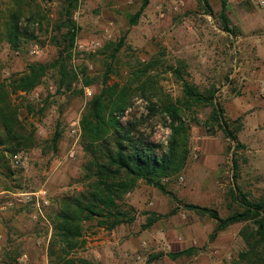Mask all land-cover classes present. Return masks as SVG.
Segmentation results:
<instances>
[{"label":"rangeland","instance_id":"obj_1","mask_svg":"<svg viewBox=\"0 0 264 264\" xmlns=\"http://www.w3.org/2000/svg\"><path fill=\"white\" fill-rule=\"evenodd\" d=\"M183 1L181 7L176 0H150L145 21L141 17V25H132L144 0H78L72 14L77 37L74 46L65 50L66 43L63 49L57 44L65 42L66 30L60 27L67 0H24L20 4L0 0V80L25 72L32 63L51 65L41 85L12 98L22 139L11 138L0 128L4 148L18 150L22 160L16 168L8 160L13 152L3 153L0 192L46 190L49 200L45 217L32 204H19L0 214V264H49L51 218L64 196L83 191L81 179L88 155L82 130L81 136L78 131L82 114L107 77L110 85L123 84L136 79L135 74L148 65L140 81L147 84L157 111L149 114V101L137 92L122 118L124 124L133 122L143 139L166 146L170 130L164 124L163 106L167 96L184 101L183 79L207 96L214 93V102L222 108L237 141L227 139L213 121L212 105L182 106L191 126L184 170L163 180L164 191L141 182L124 197L126 223L112 231L88 225L87 244L80 254L94 264H113L114 258L124 264H231L246 249L239 237L223 239L221 244L218 235L211 239L216 221L193 206L216 210L226 218L243 210L235 192L251 201H264L263 0L244 2L246 30L263 42L238 38L242 33L236 24L238 0H228L229 27L237 36L223 29L222 0H207L213 14L204 1ZM17 9L23 11V33L19 47L14 48L4 36V25ZM120 42L122 48L116 52ZM35 44L40 50L33 54ZM61 51L62 70L53 66ZM56 134L60 135L57 151L52 145ZM8 198L14 197L0 195V203ZM238 226L232 234L239 236L245 224ZM189 248L194 249L192 255L172 258Z\"/></svg>","mask_w":264,"mask_h":264},{"label":"trees","instance_id":"obj_2","mask_svg":"<svg viewBox=\"0 0 264 264\" xmlns=\"http://www.w3.org/2000/svg\"><path fill=\"white\" fill-rule=\"evenodd\" d=\"M18 4L24 0H15ZM209 13L213 14L211 6ZM69 6L63 7L62 16L65 21L61 25L66 30L63 34L65 42H58V47L65 50L71 49L77 37V27L72 19L73 10L78 0H67ZM150 0L144 3L131 19L132 25H136L148 7ZM19 6V5H18ZM23 11L17 9L11 13L4 25V36L14 48L19 47L22 36L20 27ZM219 17L223 23V29L229 33L238 35L229 27L228 0L221 1ZM123 42L118 43L116 52L122 48ZM64 52L61 51L53 66L64 68ZM51 65L44 63H32L27 70L20 74H13L8 80H0V128L11 138L22 139L20 134L21 122L17 109L13 103V96L27 94L41 85L47 70ZM150 65L135 78L121 84L115 82L109 84L106 78L104 86L90 99L82 117V144L88 155L84 167L85 173L81 179L83 191L64 196L58 206V210L51 218L53 233L48 247L49 264H94L92 260L84 257L80 252L85 251L87 244V227L107 231L114 230L117 226L128 220L125 209L124 197L133 192L141 182L155 186L164 191L163 180L181 173L187 163L189 150L190 122L184 117L182 106H198L210 104L213 107L211 118L227 139L237 141V136L232 132L226 122L222 108L214 102V93L208 96L202 93L198 87L184 81V101L173 100L166 97L163 106V119L165 126L170 130L167 145L155 143L143 139L137 134L138 125L129 121L124 124L122 118L129 110L132 99L137 92H141L143 98L149 101V114L154 115L157 105L152 102L150 94L144 82L140 81L141 74H147ZM180 75V70H174ZM64 74V72H63ZM136 90L135 83H139ZM90 86V82H85ZM71 84H68V87ZM157 94V93H156ZM215 129V128H214ZM60 135L56 134L52 139L53 149L58 150ZM4 142L0 139V160L5 152L19 151L4 148ZM12 155V154H11ZM234 168L238 164L234 162ZM9 190V189H5ZM236 201L242 207V211L235 212L223 218L218 211L206 207L193 206L201 212L208 213L216 221V228L211 239L217 237L221 231L227 230L235 224H245L240 230L239 236L244 242L246 249L242 251L231 264H264V201H251L245 194H234ZM14 206L13 208H15ZM12 209V208H11ZM89 225V226H88ZM193 248L183 250L172 255L173 259L182 256H190Z\"/></svg>","mask_w":264,"mask_h":264},{"label":"built area","instance_id":"obj_3","mask_svg":"<svg viewBox=\"0 0 264 264\" xmlns=\"http://www.w3.org/2000/svg\"><path fill=\"white\" fill-rule=\"evenodd\" d=\"M176 4H178V6H184V1L183 0H176ZM261 5L264 6V0L261 1ZM40 47L38 44L33 45L32 47V53L36 54L37 52H39ZM260 91H261V95L264 97V81L260 84ZM79 131V136H81V129L80 127L78 128ZM77 130H73V133H76ZM70 156L74 157V151L70 152ZM8 160L10 161L11 165L14 167H21L22 164V160H21V155H19V153L12 155L10 157H8ZM168 181V180H167ZM10 195L14 198H8L7 200H5L3 203H0V214L7 210V209H11L16 205L19 204H32L35 208V210L38 212V214L42 217H45L44 214V208L49 204V200L47 197V191L46 190H40L37 193H14V192H10V191H1L0 195ZM146 245V244H145Z\"/></svg>","mask_w":264,"mask_h":264},{"label":"crops","instance_id":"obj_4","mask_svg":"<svg viewBox=\"0 0 264 264\" xmlns=\"http://www.w3.org/2000/svg\"><path fill=\"white\" fill-rule=\"evenodd\" d=\"M229 2H230V0H229ZM244 2H245V0H238V4H237V6H236V8H237V10H238V19H237V21H236V24L241 28V32L242 33H239V35H238V38H240V40H243V41H245V42H249V41H251V42H263L261 39H260V37L259 36H257V35H253V33H250L249 31H247L246 30V28L247 27H245V18L246 17H248V11L246 10V8L244 7ZM150 4V3H149ZM149 6V5H148ZM148 8V7H147ZM145 9L144 10V12H143V14L141 15V17L143 18V20L145 21V19H146V16L150 13V11H148V9ZM229 11V10H228ZM140 17V18H141ZM140 20V19H139ZM143 20H141L140 21V23H139V25H141L142 24V21ZM261 20L262 21H264V16L261 18ZM260 20V21H261ZM137 23V24H138ZM136 24V25H137ZM141 28V27H140ZM263 31H264V29H263ZM253 35V36H252ZM251 37V39H249ZM248 39H249V41H248ZM177 40H180V38L178 37L177 38ZM236 227H239V228H236ZM240 227L241 226H238V224H235V225H232L231 227H229L227 230H225V231H221L219 234H218V237H217V242H218V244H221V242L223 241V239L225 240V239H229V238H231V237H234L235 236V238L237 237H239L240 238V236H238V233H233L232 234V232H234V231H237L238 229H240ZM237 229V230H236ZM228 256H229V258H231V256H230V254L228 253L227 254ZM112 262H113V264H124V261H122L121 259H116V258H114L113 260H112Z\"/></svg>","mask_w":264,"mask_h":264}]
</instances>
